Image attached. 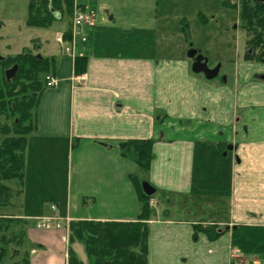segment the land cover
<instances>
[{
    "label": "crops",
    "instance_id": "0c3cea01",
    "mask_svg": "<svg viewBox=\"0 0 264 264\" xmlns=\"http://www.w3.org/2000/svg\"><path fill=\"white\" fill-rule=\"evenodd\" d=\"M76 2L93 18L91 24L77 29L75 53L87 57L85 70L76 72L75 59L62 51L49 57L54 60L50 75L59 82L40 95L36 128L28 135L25 151V159L41 165L45 180L61 186L60 202H48L51 213L31 218L53 215L50 206L56 204L57 213L67 222L136 220L140 200L133 176L140 180L144 171L166 202L163 208L151 205L148 264H230L234 250L246 257L254 244L251 252L255 255L248 263L264 264V154L258 153V142H264L263 135L258 137L264 133L260 124L264 121V95L256 94L260 85L251 82L249 95L232 100L230 88L224 95L221 87L190 76L184 55L172 59L158 49L143 50V43L133 40L147 27H135L131 15L116 14L105 0H98L99 6L96 0ZM128 4L124 3L127 8ZM118 21L127 24L118 25ZM159 21L166 29V16ZM241 65H246L243 74L249 80L254 72L262 71L249 63ZM82 76L83 82H79L76 77ZM234 103L247 108L241 118L232 111ZM186 119L191 122L185 126ZM238 119L241 143L254 149L249 151L251 157H243L241 173L234 179L229 174L234 209H229L227 218L214 213L199 217V205L189 203L206 195V179L196 168L205 163L208 153L202 150L199 134L194 137V127L201 120L218 128L233 127ZM252 119L261 122L253 127ZM131 139L154 141L149 170L141 169L120 148V143ZM29 170L33 173L31 165ZM86 197H92L94 204L85 206ZM173 197L188 202L177 207L180 211L185 207L187 214L169 217ZM66 230H30L28 238L37 245L33 252L38 264L61 259ZM235 236L243 241L235 242Z\"/></svg>",
    "mask_w": 264,
    "mask_h": 264
},
{
    "label": "rangeland",
    "instance_id": "374dc122",
    "mask_svg": "<svg viewBox=\"0 0 264 264\" xmlns=\"http://www.w3.org/2000/svg\"><path fill=\"white\" fill-rule=\"evenodd\" d=\"M105 1H107V6L116 14L131 15L134 18V22L132 23H134L133 25H135V27H147L145 32H141L140 35L137 34L136 38L133 40L134 42H138V45L142 42L143 50L150 51L152 49H158V52L162 53V56L177 59L181 55H184L186 58L188 47L193 46L194 48L199 49L201 53L209 59L211 66L221 64L220 77H227L228 84H225L220 78L207 80L201 75L194 74L190 68L187 73L194 77V79L221 87L224 95H226L225 90L230 88L231 95L234 97L232 100L238 99L239 97L245 98V96L249 95L252 87V84H250L251 82L260 85L256 94L264 95V80L252 77L249 80L248 78H245L243 74L246 65H241V63H243L241 56L245 48L246 35L241 31V27L245 22L240 16V5L234 10L223 6V1L225 0ZM228 1H238L239 4H241L240 0ZM30 2L31 0H0V53L4 57L14 56L17 53L22 52L24 48L31 49L32 52L39 53L46 57L59 55L61 52V46L56 41V34L65 30L72 23V18L65 15L61 21L55 22L48 28L28 27L26 25V18ZM81 2L82 0H80V3ZM96 2L99 6L98 0H96ZM124 3H129L128 8ZM75 6L76 4L74 5V10ZM155 16L157 17L155 18ZM160 16L162 20L165 16L167 18L166 29L163 21H161L162 23L159 21ZM123 24H127V21H118V25ZM235 24L238 27L237 29H235ZM150 26L151 28L149 30ZM184 32H188V35L186 36ZM181 45L183 46V51L180 49ZM185 60H187L190 65V60L187 58ZM259 73L264 75V71H259ZM44 77L45 74H41V78L44 79ZM232 111L236 114L235 117L238 116V118H241L240 116H243L246 113L247 108L241 107L240 103H236V105L234 103L232 105ZM0 122L3 124L6 122L12 124L11 120L7 121L2 115H0ZM190 122L191 120L188 121L186 119L183 124L186 126ZM199 122L201 123L194 127V137L199 134L200 144L204 145L202 150L208 154L206 155L205 163H200L196 169L197 174L200 173L203 178L206 179L203 184L204 190H206V195L202 197L200 196L196 199L193 198L195 200L189 203V205L194 207L195 203H197V206L199 205V217L206 218L214 213L221 218H227L230 213L229 209L231 208L233 211L235 205V196L233 195L231 199L229 198V174H231V177L234 179L236 178V175L241 173V170L244 167L243 157H251L249 151L252 152L254 147L251 144L244 145L241 143V130L239 126L240 119L234 121L233 127L232 125H224L225 127L218 128L210 122L203 120ZM260 122H255L252 119L250 125L256 127ZM260 124L264 127V121ZM262 126L260 125V127ZM236 132L238 134L237 136ZM186 134L187 136L185 137H191L188 132H186ZM261 135L264 136V133H260L258 137ZM2 139L3 136L0 135V144ZM231 142L233 145L238 146L234 151L228 149ZM258 143V153L260 152L259 155L262 156L264 154V142ZM235 155L237 159L235 158ZM37 157L38 153H36V158ZM25 160L26 169L24 171V187L17 179L5 182V184H7L12 190V197L10 205L0 206V215L12 214L27 218V220L26 222L23 219L24 222L14 221L11 224L10 231L5 233L0 231V236L3 234L7 238H13L14 235H17L22 231L26 232L28 236L30 230H36L35 220L31 217L43 213H51L48 212L49 209L46 204L48 202H60V198L58 197L61 193V186H54L52 180H45V175L41 172V165H38L36 160L33 165L30 160ZM30 165L33 169V173L29 172ZM144 174V171L139 174L141 185L144 181L152 183L148 175ZM214 186L215 188L213 189ZM22 191H24L23 195H21ZM162 198L161 191L158 190V192L153 195L152 204L157 208H163L166 202ZM84 199L85 206H91L94 204L92 197H86ZM186 204H188V202L181 203L179 198L173 197L171 202L172 210H170L169 217L176 218L187 214L185 213V207H181V211L177 209L178 206ZM191 209L193 208L191 207ZM165 214L162 216H165ZM194 215L197 216L196 214ZM235 239V242L238 243L243 241V239H238V236H235ZM246 244L250 245L248 242ZM1 246L0 242V247ZM255 246L256 244H254L252 248ZM7 247L8 251H10L9 248H15L16 254L13 257H8L10 255V252H8L7 254L9 255L0 260V264H12V262H14V264H24L27 257L30 259L31 264H38L40 261L39 258L35 257V253L33 252V249H36L37 245L29 240L28 237L21 246L14 241V243ZM74 247L78 252L79 257L87 261V254L84 247L80 243L75 244ZM248 248H250V250H247L246 257H243L247 259V262H251L255 253L251 252V247ZM48 249L49 248H45L47 252L51 250ZM67 251L68 240L64 241L63 254H61V259L63 261H61L60 258L54 260L51 259L47 264H65ZM47 255L50 257L52 256L51 253Z\"/></svg>",
    "mask_w": 264,
    "mask_h": 264
},
{
    "label": "trees",
    "instance_id": "16d2710c",
    "mask_svg": "<svg viewBox=\"0 0 264 264\" xmlns=\"http://www.w3.org/2000/svg\"><path fill=\"white\" fill-rule=\"evenodd\" d=\"M75 4L80 6L76 0H31L28 5L26 25L48 28L55 22L61 21L65 15L72 18ZM223 6L236 10L237 3L225 0ZM241 17L245 22L244 28L248 32L246 39L248 51L244 59L259 62L264 59V2L242 0ZM63 31L65 39L70 41L72 23ZM184 33L188 35V32ZM86 64L87 57L77 55L75 71L83 72ZM14 65H18L17 73L15 77L8 80L5 72ZM53 66L52 58L34 53L28 48L0 61V115L7 121H12V124L0 122V135L3 136L0 144V206L10 205L12 197V190L5 184L6 181L17 179L23 186L28 135L36 128L35 110L40 95L46 88L45 77L53 70ZM43 73L44 79L41 78ZM119 146L123 153L131 157L141 169L146 171L150 169L154 147L152 139H131L120 143ZM133 180L137 184L140 200L138 218L133 221L87 219L70 221L67 237V264H148V220L152 215L150 201L153 196L144 192L141 181L137 177L133 176ZM14 221L23 220L3 218L0 221V231L2 233L10 231ZM202 229L209 231L211 228L202 227ZM27 237L24 231L14 235L13 238H7L2 234L0 260L8 253V239L16 241L21 246ZM77 243L84 247L87 261L79 257L74 247ZM24 264H31L28 257Z\"/></svg>",
    "mask_w": 264,
    "mask_h": 264
},
{
    "label": "built area",
    "instance_id": "2783aa9c",
    "mask_svg": "<svg viewBox=\"0 0 264 264\" xmlns=\"http://www.w3.org/2000/svg\"><path fill=\"white\" fill-rule=\"evenodd\" d=\"M92 22H93V18L91 17L90 14H87L85 10H83L78 6L75 7L74 15H73L72 39L70 41H66L63 32L56 34V41L60 44L64 54L70 55L72 57L75 56V46L77 43L76 40L77 29L86 23L91 24ZM83 40H85V37H83ZM76 78L79 82H83L84 79L83 76ZM58 82H59L58 78L52 75L46 76L47 87L57 86ZM51 209L53 211H56L57 206L52 204ZM62 221L63 219L58 214L52 216H40L36 218V227L44 230H51L53 228L58 229L62 227ZM230 264H247V261L239 251L234 250L232 261Z\"/></svg>",
    "mask_w": 264,
    "mask_h": 264
},
{
    "label": "water",
    "instance_id": "95a60500",
    "mask_svg": "<svg viewBox=\"0 0 264 264\" xmlns=\"http://www.w3.org/2000/svg\"><path fill=\"white\" fill-rule=\"evenodd\" d=\"M196 52L197 51L195 49L189 50V52H188L189 58H193L195 56ZM5 59H6V57H4L0 53V61H4ZM220 67H221V64H218L215 68H210L208 66V58L204 57L203 55H198L195 58L194 64L192 65V71L195 74L203 73L204 77L207 80H213L219 75ZM17 70H18V65H14L13 67L7 69L6 70L7 79L11 80L13 77H15ZM230 148H232V147L230 146ZM142 188H143L144 192L149 196H153L156 192V188L151 183H149L147 181L142 182Z\"/></svg>",
    "mask_w": 264,
    "mask_h": 264
},
{
    "label": "flooded vegetation",
    "instance_id": "af4514ba",
    "mask_svg": "<svg viewBox=\"0 0 264 264\" xmlns=\"http://www.w3.org/2000/svg\"><path fill=\"white\" fill-rule=\"evenodd\" d=\"M253 1H255V0H253ZM257 1H260V2H264V0H257ZM235 2V1H234ZM240 2H242V0H240ZM237 3V7H239V5L241 6V4H239V2L237 1L236 2ZM237 9V8H236ZM239 16V15H238ZM240 16H241V13H240ZM242 18V17H241ZM238 27L236 26V24H235V29H237ZM241 31H243V33H245V35H246V39H247V35H248V32H247V29H245L244 28V25L241 27ZM245 48H244V51H243V54H242V56H241V58H242V62H245V63H249L251 66H259V67H261L262 68V71H264V59H262L261 61H259V62H257V61H246L244 58L246 57V52L248 51V48H246V41H245V46H244ZM180 49H181V51H183L182 49H183V46L181 45L180 46ZM191 49H195L197 52H196V54H195V56L193 57V58H189V56H188V52H189V50H191ZM252 51V50H251ZM187 54H186V58L188 59V60H190V68L192 69V65L194 64V62H195V58L198 56V55H203L202 53H201V51L199 50V49H197V48H194L193 46H190V47H188V49H187V52H186ZM204 56V55H203ZM205 57V56H204ZM207 58V57H206ZM218 65V64H217ZM216 65V66H217ZM208 66L210 67V68H215L216 66H211L210 65V61H209V59H208ZM13 67V66H12ZM9 68H11V67H9ZM220 70H221V67H220ZM5 74H6V72H5ZM198 75H201V76H203L204 77V74L203 73H200V74H198ZM264 75H262V74H260L259 72H254V74H253V78H256V79H260V80H264ZM217 78H220L221 79V81H224V83H226L228 80H227V77H220V72H219V75L215 78V79H217ZM246 127V126H245ZM230 146L232 147V148H230ZM230 148V150H234L235 148H236V145H233L232 143L228 146V149ZM3 218H14V217H12V216H6V215H0V221L3 219ZM1 237V236H0ZM1 242V245H3V243H2V241H0ZM7 242H8V246L9 245H11L12 243H14V241L12 240V239H8L7 240ZM2 247V246H1ZM9 250L10 251H8V252H10V255L9 254H6V256H8V257H13L15 254H16V252H15V248H9ZM6 256H4V257H6ZM12 264H14V262H12Z\"/></svg>",
    "mask_w": 264,
    "mask_h": 264
}]
</instances>
